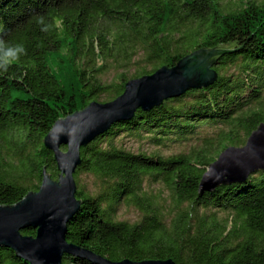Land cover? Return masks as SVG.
Here are the masks:
<instances>
[{
  "label": "trees",
  "instance_id": "1",
  "mask_svg": "<svg viewBox=\"0 0 264 264\" xmlns=\"http://www.w3.org/2000/svg\"><path fill=\"white\" fill-rule=\"evenodd\" d=\"M37 14L53 23L48 33L32 19ZM0 29L27 49L0 72L1 207L37 192L44 171L58 180L44 141L59 120L103 96L114 101L129 81L175 67L196 51H224L212 85L138 110L81 150L75 174L81 206L67 241L113 264H264V171L199 196L219 154L210 155L241 148L264 124V2L231 9L222 0H0ZM137 65L143 67L132 80L124 74L112 84L102 80ZM252 107L257 111L245 115ZM208 129L218 132L216 140L208 137L195 155L162 159L117 145L122 137L185 144ZM83 176L95 179L94 192L80 185ZM150 183L170 192L171 213L147 192ZM124 207L137 209L136 223L118 219ZM0 264L27 263L0 249ZM63 264L95 263L66 256Z\"/></svg>",
  "mask_w": 264,
  "mask_h": 264
},
{
  "label": "water",
  "instance_id": "2",
  "mask_svg": "<svg viewBox=\"0 0 264 264\" xmlns=\"http://www.w3.org/2000/svg\"><path fill=\"white\" fill-rule=\"evenodd\" d=\"M225 54L201 49L180 60L175 67H163L151 76L129 81L124 93L114 101L91 103L59 120L44 141L46 149L54 155L58 180L54 181L44 171L37 192L28 194L16 206H0V249L14 252L27 264H63L66 256L95 264H113L67 241V226L81 206L75 181L82 164L81 150L114 125L131 120L138 110L150 111L191 90L212 85L217 80L212 69ZM259 171H264V124L250 135L243 147L226 150L209 167L200 182L199 196L247 180ZM27 231H35L36 237L24 236ZM146 264L175 263L170 260Z\"/></svg>",
  "mask_w": 264,
  "mask_h": 264
},
{
  "label": "rangeland",
  "instance_id": "3",
  "mask_svg": "<svg viewBox=\"0 0 264 264\" xmlns=\"http://www.w3.org/2000/svg\"><path fill=\"white\" fill-rule=\"evenodd\" d=\"M223 5L226 7H229L231 9H237L246 6L249 3H263L264 0H222ZM143 66L137 65L133 66L131 71L129 72H120L117 73L115 70H111L109 73H107L103 77V81L106 84H112L117 79V76L119 75H126L128 80H132V78L136 75L137 71H141ZM115 68V67H114ZM151 69L147 68V72H150ZM106 96H103L98 103L100 104H106L109 103L106 102ZM258 107H252L249 110H247L244 114H250L252 112H256ZM223 131H226L225 128H222ZM216 133H218L216 130H205L202 132L200 137L197 140L190 141L189 143L185 144H173V143H167L162 146H155L148 142L147 138L138 140V139H132L128 137H122L118 142L117 145L124 149L125 151L133 154V155H147L148 157H159L162 159H169L175 156H189V155H195L199 152H201L203 149H205V141L208 137L214 138L216 140ZM219 141H216L214 144H217L218 146ZM243 147V146H242ZM219 154L215 159L217 160L220 154L223 153L221 150H217L210 155H216ZM80 185L85 186L89 189V191L94 192V189L96 187L95 179L93 177L89 176H83L80 178ZM146 190L149 194L156 197V199L162 203L163 209L165 212L171 213L173 210V204H172V198L170 192L164 187L162 184L158 183H150L147 184ZM222 218H227V216H222ZM118 219L120 221H125L129 223H136L139 219V214L137 213V209L134 207L132 208H122V210L119 213Z\"/></svg>",
  "mask_w": 264,
  "mask_h": 264
},
{
  "label": "clouds",
  "instance_id": "4",
  "mask_svg": "<svg viewBox=\"0 0 264 264\" xmlns=\"http://www.w3.org/2000/svg\"><path fill=\"white\" fill-rule=\"evenodd\" d=\"M40 26V30L48 33L53 28V23L44 14H37L32 18ZM60 21L56 20L55 25L59 26ZM2 31V29H0ZM27 55V49L23 43H13L5 40L0 35V72L7 73L9 69Z\"/></svg>",
  "mask_w": 264,
  "mask_h": 264
}]
</instances>
